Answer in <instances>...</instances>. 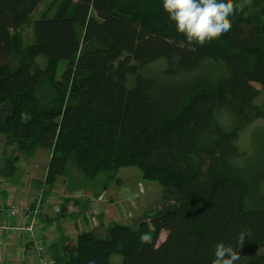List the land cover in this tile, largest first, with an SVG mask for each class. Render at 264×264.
<instances>
[{
  "label": "trees",
  "instance_id": "1",
  "mask_svg": "<svg viewBox=\"0 0 264 264\" xmlns=\"http://www.w3.org/2000/svg\"><path fill=\"white\" fill-rule=\"evenodd\" d=\"M251 1L231 17L230 32L198 45L177 33L163 0H62L33 23L22 60L16 30L43 0H0V140L17 155L1 174L14 172L20 155H49L26 208L43 205L68 163L88 180L106 174L102 191L124 168L162 188L157 207L133 226L110 223L103 238L81 233L75 253L54 264H109L113 255L122 264H212L215 245L235 248L242 231L251 235L236 264H264V127L251 131L252 156L237 146L264 122L253 86L264 88V0ZM212 60L228 73L214 89L184 79ZM157 61L162 72L141 75Z\"/></svg>",
  "mask_w": 264,
  "mask_h": 264
},
{
  "label": "crops",
  "instance_id": "2",
  "mask_svg": "<svg viewBox=\"0 0 264 264\" xmlns=\"http://www.w3.org/2000/svg\"><path fill=\"white\" fill-rule=\"evenodd\" d=\"M37 150H39L38 152H45L47 156H49L46 150ZM20 162L22 165L15 167L14 172H11V177H6V175L0 174V208L3 210L0 215V220H4L5 218L7 219L5 216V209H7L11 203L17 202V199H19L24 206H30L37 200L39 195L40 189L37 187V183L44 180L47 165L44 170V175L42 174L39 178H31L32 175L28 171H35L38 168V166H36L37 164L31 163L30 158L25 161L21 160ZM4 167L5 166L3 165V168ZM129 169L131 168H124L119 170L117 173L121 171L128 173ZM17 171H20L19 176L16 175ZM24 174H30L29 179L24 176ZM123 176L128 177V175L125 174ZM25 178L28 179L29 184L24 181ZM60 180L62 181L60 182ZM63 180V177H59L57 179L49 197L40 207L42 212L40 215H42L45 225L39 232L38 239L43 242V245H45L44 248L46 247V252H48V255L53 261H55V259L58 260L59 256L65 254L64 250H66L69 245L71 250H68L67 254L71 252L72 254L75 253L76 237L81 233L93 231L96 234L97 232H101L100 235L97 234L98 236H105L104 230L99 228V220L103 219L102 221L104 224H109L110 222L119 223L126 220V217H131L132 221L135 220V222H137L145 214L154 209L153 205H146L142 210L138 208V210L143 213L141 217H137L139 215L136 214L137 211L135 209V205L141 204L144 206L141 201L138 202L137 200L142 196V192L135 193L131 189H128L131 194V198L127 195L128 200L124 199V194H120L115 190V187H111V183L115 179L107 186L106 190L102 191V189H100L101 195L97 198L95 196H97V192H99V190L97 191L91 184H86L84 181L76 184L75 186L82 188V191L81 189L73 186L68 188V184ZM32 186L35 189L37 187V190L32 189L29 193V198L31 200L27 203H23L22 200L26 201L28 199L25 190H31ZM60 188L66 189V191L62 190V197L61 194L58 195ZM76 197L78 199H76ZM65 199H83L82 201H86V203H88V207L85 211L82 210L87 205L85 202H81L77 205H73L69 202V204L63 206ZM142 201L144 202V200ZM55 210L58 211L56 212ZM59 239L64 240L61 247L52 248L51 246ZM28 242L29 240L27 236L21 238L12 233L0 235V264H34L26 261Z\"/></svg>",
  "mask_w": 264,
  "mask_h": 264
},
{
  "label": "rangeland",
  "instance_id": "3",
  "mask_svg": "<svg viewBox=\"0 0 264 264\" xmlns=\"http://www.w3.org/2000/svg\"><path fill=\"white\" fill-rule=\"evenodd\" d=\"M61 1L62 0H43V2L40 5H38L36 10L30 15L29 23L22 26L19 30H16L17 31V33L15 35L16 38L14 37L13 44H15V45L18 44V51H20V55L18 54L15 56L24 60L21 56L24 49L27 46L31 45L32 42H34L33 41V31H32L33 30V23L35 21H37L43 13H46V9L50 5L57 6V5H59V3ZM73 1H76V0H73ZM251 2H252L251 0H250V2H249V0H238L237 5L242 6V8H245V9L246 8L250 9L251 5H252ZM246 12H248V10H246ZM52 15H53V12H50L48 16L51 17ZM18 58H17V60H18ZM36 63L39 65V67L44 66V60L41 58L36 59ZM65 65H66V63L62 62V63H60L59 66H57L58 67V73H57L58 77H60L62 75V73L64 72V70L66 69ZM164 67H165L164 62L157 61L156 63H153V64L149 65L148 67H146L144 69V72H142L141 75H143L144 77H147V78L149 76L151 77L153 75V73L157 72L158 70L162 72L164 70ZM227 75H228V73L225 72L221 62L219 60L218 61L212 60V61H208L204 66H202L198 69H195L192 72H188L187 74H184L183 77H186L184 79H190L191 81H194L197 79H199L201 81H206L207 85L211 84L212 85L211 88L214 89L217 86L216 84H218L221 80V79H219V77H226ZM130 82H131V80H130ZM253 86L259 91V96L254 101V103L256 105L264 108V88H262L258 84H253ZM261 127H264V122H262V121L255 122L254 125L249 127L245 132H243L241 134L240 140L237 142L238 148L243 150L247 154V156H252V154L256 150V144L253 140H251V131H253L256 128H261ZM13 150H14L13 146L7 147L5 150L4 149V141L0 140V174H1L2 170L4 169L3 168L4 159L6 157H9V156H11V158L13 156H17L15 153H11ZM38 151L39 150L35 151V153H33V155L30 158L31 163L37 164L36 166H38V168L35 171H32V172L28 171L32 175L31 178H39V177H41L42 174L44 175L45 167L49 162V156H47V154L45 152H38ZM46 152H48V151H46ZM18 157L20 159H22L23 161L26 160L23 157L21 158V155ZM20 165H22L21 162H18L17 164H15L14 167H19ZM11 171L12 170L10 168L6 167V171H5L4 175H6V176L8 175L7 177H11V175H12ZM138 173L139 172L135 168L129 169L128 173H124L123 171L116 173L115 178H114L115 180L111 183L112 184L111 187H115V190L117 192H119L120 194H124V199H127L129 196L131 198V194H130L128 189H131L135 193L136 192H142V196L139 197L137 200H138V202L141 201V203L144 206H142L141 204L135 205V209L137 211L136 214L139 215L137 217H141L143 212H140V210H142L146 205L147 206L153 205L154 208L157 207V205H158L157 203L159 201V198H161V195H162V188L159 185H157V183L154 184V183L143 181L142 179H140L141 177H140V174H138ZM26 174H24V176H26L29 179L30 174L29 175H26ZM124 174L128 175V177L123 176ZM16 175L19 176L20 171H17ZM27 178H25L24 181L29 184V181ZM21 179H23V178H21ZM63 179H64L63 181L68 184V188H71L72 186L77 187L75 185L80 183L81 181H84L86 184H91L94 188H96L97 191L99 190V192H97V196H95L97 198L101 195V193H100L101 188L100 187L106 181L107 175L106 174L104 175V173H102L97 178H95L94 180H88L84 176H82L81 172L77 169V167L74 164L68 163L67 173H66V176H63ZM61 181L62 180H60V182ZM125 186H127V187H125ZM37 187H38V185H37ZM37 187L35 189L32 186L31 190L30 189L25 190L26 195L28 196V199L26 201L22 200L23 203H27V202H29V200H31L29 198L30 197L29 193L32 191V189L37 190ZM59 187H60V185H59ZM77 188L81 189L83 191L82 188H79V187H77ZM62 190L66 191V189H63V188L59 189L58 195L61 194V197L63 195ZM263 193H264V184H263ZM127 195H128V197H127ZM76 199H78V198L76 197ZM82 200L83 199H80L78 201H80V203H81V202H83ZM142 200H144V202ZM133 201H134V199H133ZM13 204H17L20 207H24L25 209H27V211L32 210L31 208H29V209L26 208V207H30V206H24L21 203V201H19V199H17V202H13L10 205H13ZM67 204H69V202H67V201L63 202V206H66ZM138 208H140V210H138ZM55 211L57 212L58 210H55ZM41 213L42 212L39 211V214H41ZM102 220H99L98 225L99 226L103 225V227L101 229L104 230V232H105L104 226H106L108 224H104ZM40 222H41L42 226H41V229L36 231L37 239L39 238V236H38L39 232L44 228L43 226L45 225L44 221H40ZM134 222H135V220L132 221L131 217H128V218L126 217V220L119 222V223H116V224L125 225V226H133ZM4 223L6 225H8V227L13 225V221L10 220L9 218ZM110 223H114V222H110ZM0 228H3V224L0 226ZM100 233L101 232H97V234H99V235H100ZM12 234H15V233L13 232ZM165 235L166 234L164 232L160 233V236H159V239L157 242V246H159L165 240V238H166ZM97 237L103 238V237L98 236V235H97ZM38 240L41 242L40 245L43 246V248H44L45 245H43V242L40 239H38ZM149 240H150V238L147 239L146 241H149ZM68 250H71L70 245L68 246V248L66 250H64L66 254L68 253L67 252ZM44 251H45V253H44L45 254V261L53 264V261L50 258V256L48 255V252H46V247L44 248ZM259 253H264V250L262 249ZM69 254H71V253H69ZM26 261L32 262L34 264L36 263L34 257L32 255H30V252L27 253ZM109 264H122L120 256L113 255L111 257V259L109 260Z\"/></svg>",
  "mask_w": 264,
  "mask_h": 264
},
{
  "label": "clouds",
  "instance_id": "4",
  "mask_svg": "<svg viewBox=\"0 0 264 264\" xmlns=\"http://www.w3.org/2000/svg\"><path fill=\"white\" fill-rule=\"evenodd\" d=\"M163 10L188 44L203 45L230 32L231 17L242 10V6L234 0H163ZM246 235L251 233L242 231L238 235L235 248L217 243L212 264H236L240 259L238 249L244 244ZM143 238L149 239L147 236Z\"/></svg>",
  "mask_w": 264,
  "mask_h": 264
},
{
  "label": "built area",
  "instance_id": "5",
  "mask_svg": "<svg viewBox=\"0 0 264 264\" xmlns=\"http://www.w3.org/2000/svg\"><path fill=\"white\" fill-rule=\"evenodd\" d=\"M0 208V215L2 213ZM39 209L35 206L33 210L27 211L24 207H20L17 204H13L5 209V218L0 220V226L3 224V228H0V235L15 233L18 237L27 236L29 242L27 243V252H30L36 261L35 264H52L45 261V251L41 242L37 239L36 231L41 229V222L38 219ZM1 217V216H0ZM13 221V225H6L4 222L8 220ZM54 264V263H53Z\"/></svg>",
  "mask_w": 264,
  "mask_h": 264
},
{
  "label": "bare ground",
  "instance_id": "6",
  "mask_svg": "<svg viewBox=\"0 0 264 264\" xmlns=\"http://www.w3.org/2000/svg\"><path fill=\"white\" fill-rule=\"evenodd\" d=\"M39 211H41L40 207L38 206Z\"/></svg>",
  "mask_w": 264,
  "mask_h": 264
}]
</instances>
